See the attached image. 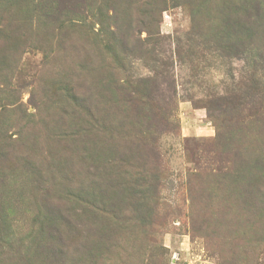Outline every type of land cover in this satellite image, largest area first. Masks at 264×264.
<instances>
[{
  "label": "rangeland",
  "instance_id": "obj_1",
  "mask_svg": "<svg viewBox=\"0 0 264 264\" xmlns=\"http://www.w3.org/2000/svg\"><path fill=\"white\" fill-rule=\"evenodd\" d=\"M0 264H264V0H0Z\"/></svg>",
  "mask_w": 264,
  "mask_h": 264
}]
</instances>
